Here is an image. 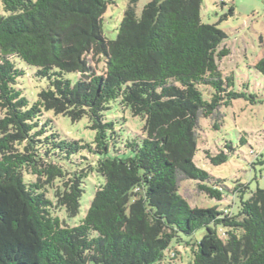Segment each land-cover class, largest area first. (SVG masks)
I'll return each mask as SVG.
<instances>
[{
	"label": "trees",
	"instance_id": "1",
	"mask_svg": "<svg viewBox=\"0 0 264 264\" xmlns=\"http://www.w3.org/2000/svg\"><path fill=\"white\" fill-rule=\"evenodd\" d=\"M111 1L0 0V264H171L174 240L191 247L190 264H264V189L244 200L239 183L237 212L193 207L179 193L182 178L211 198L226 193L194 157L199 119L247 96L220 69L227 34L202 21L203 0H150L140 14L130 0L109 40L102 27ZM16 59L48 79L34 102L18 86L26 72ZM254 67L264 76V53ZM116 101L145 120V136L124 140L105 119ZM44 111L87 117L94 142L62 137ZM119 141L130 156L108 155ZM205 157L220 164L229 153ZM93 173L105 182L71 226L59 210L79 213ZM203 226L201 239L181 237Z\"/></svg>",
	"mask_w": 264,
	"mask_h": 264
},
{
	"label": "rangeland",
	"instance_id": "2",
	"mask_svg": "<svg viewBox=\"0 0 264 264\" xmlns=\"http://www.w3.org/2000/svg\"><path fill=\"white\" fill-rule=\"evenodd\" d=\"M129 1L112 0L108 5L102 27L107 39L117 38ZM149 1L138 0V14ZM231 6H234V13L230 12ZM201 18L204 23L216 24L227 34L223 46L230 49V54L219 61L224 78L233 75V89L238 92L245 91L247 96L254 95V100L247 96L236 98L231 104L220 106L213 116L199 119L198 151L194 162L216 179H221L226 188L224 198L217 200L209 197L197 188V181L188 178L180 180L179 193L193 207L217 205L220 209L228 208L237 212L242 196L235 193L234 189L239 183L247 186L242 194L244 200L249 199L257 188L264 189V76L254 67L264 53V0H203ZM90 63L98 72L104 69L101 61L90 59ZM16 64L26 72L20 78L18 86L30 102L36 101L38 93L48 86V79L38 77L36 67L29 66L19 59H16ZM64 77L76 82L80 76L78 73L68 72L64 73ZM44 115L51 119V124L62 137L94 142L96 131L89 127L87 117L73 121L70 117L56 115L53 111H44ZM105 119L114 121L116 130L124 140L145 136V120L141 116H134L129 108L123 109L119 101L110 104V108L105 112ZM215 124H218V127H215ZM120 142L116 149H110L109 156L131 155L128 149L122 148ZM229 144L233 150L226 147ZM221 150L229 153L228 160L224 163L214 164L210 158L205 157L206 152L215 156ZM86 152L87 150H83L82 154L85 155ZM92 157L89 158L92 160ZM95 157L99 159L103 156L96 154ZM104 182L103 176L97 173L89 174L84 182L79 213L68 217L62 209L59 210L60 217L71 226L79 224L87 213L95 191ZM205 232L206 227L203 226L192 235L181 234V237L185 241H197ZM174 246L176 247L169 252H175L171 264H190L191 247L185 246L184 243L177 244L175 240L171 244V247Z\"/></svg>",
	"mask_w": 264,
	"mask_h": 264
}]
</instances>
